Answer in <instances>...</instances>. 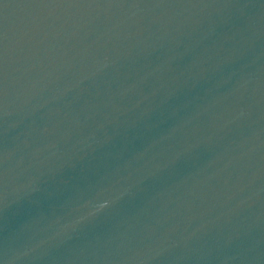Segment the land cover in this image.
Returning a JSON list of instances; mask_svg holds the SVG:
<instances>
[{
  "label": "water",
  "instance_id": "1",
  "mask_svg": "<svg viewBox=\"0 0 264 264\" xmlns=\"http://www.w3.org/2000/svg\"><path fill=\"white\" fill-rule=\"evenodd\" d=\"M0 264H264V0H0Z\"/></svg>",
  "mask_w": 264,
  "mask_h": 264
},
{
  "label": "clouds",
  "instance_id": "2",
  "mask_svg": "<svg viewBox=\"0 0 264 264\" xmlns=\"http://www.w3.org/2000/svg\"><path fill=\"white\" fill-rule=\"evenodd\" d=\"M107 204H108V202H107V201H104L103 203H101V204L99 205V209H103L104 207L107 206Z\"/></svg>",
  "mask_w": 264,
  "mask_h": 264
}]
</instances>
